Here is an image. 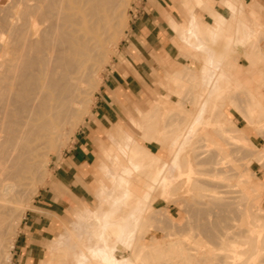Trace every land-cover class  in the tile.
Returning <instances> with one entry per match:
<instances>
[{
    "label": "rangeland",
    "instance_id": "rangeland-1",
    "mask_svg": "<svg viewBox=\"0 0 264 264\" xmlns=\"http://www.w3.org/2000/svg\"><path fill=\"white\" fill-rule=\"evenodd\" d=\"M37 1L39 3L36 0H0L2 67L6 59L10 66L16 62L13 56H18V46L29 38L27 32L33 27L31 15L36 6L39 5L40 14L43 8L46 10L42 0ZM181 1L175 0V5L169 6L174 9L175 20L187 18L186 24H182L171 38V57L155 58L159 71L151 69V73L144 77L146 82L136 76L137 83L129 77L128 58L136 48L129 44L128 32L140 0H125L123 17L126 26L117 24L116 30L120 31L116 37L119 39L109 36L113 32L112 27L103 36L102 48L91 61L92 67L96 68V76L90 75L88 81L87 77L85 79L84 89L87 91L82 95L85 109L81 118L74 127L65 124L55 139L38 150L40 155L36 157L37 166L32 172L19 167V174L13 178L18 180L13 191L19 194L17 197L12 191L14 196L11 197L18 199L7 204L4 216L0 218V264H102L92 256L102 250L104 222L109 218L115 222L126 220L135 198L146 193L143 212L132 219L134 228L129 252L121 245L116 250L117 254L128 253L131 264H264V0H221L220 4L219 0H198V6L195 0ZM224 1L233 2L237 9L225 19L214 44L216 56L221 52L223 40L234 35L237 18L244 19L254 35L244 49L226 55L217 69L216 72L223 70L227 77L221 83L224 90L218 96L212 95L203 122L195 135L187 140V147L181 155L182 172L171 184H165L164 171L161 176L157 174L164 168V162L169 164L171 161V142L190 124L198 105L206 102L208 94H200L199 83L206 55L193 50L181 34L189 35L190 30L186 33V29L193 11L197 15L199 35L206 44H210V28L216 24L219 11L226 13ZM177 34L184 43L182 52L176 45L179 41ZM10 49L12 53L8 52ZM170 61H174V66L166 69ZM9 64L3 70L0 68L4 72L7 67L0 75V79L3 77L7 82L15 73L10 72ZM5 82L6 88H14L12 81ZM9 89H0V94L5 97L4 93ZM99 97L102 100H98ZM19 100L14 103L20 109L24 104L27 106L25 101L22 104ZM8 105L5 106L10 110L14 104ZM135 105L139 108L135 109ZM24 106L19 109L23 115L27 111ZM7 108H0V112L7 111ZM138 109L143 111L138 113ZM127 111H130L128 117ZM5 113L0 114L4 119L0 124H4V132L13 133L14 139L12 137L10 142L11 134L6 132L5 135L0 131V139H4L0 151H11L12 156L10 152V156L5 153L12 158L15 141L19 145L22 141L25 146L17 149L22 150L20 154L26 151L27 154L34 146V137L31 139L26 135L33 125L26 115L23 119V115L17 114L16 118L13 113L11 121L2 118L7 116ZM20 118L24 123L29 122L27 126L24 123L23 127L20 125ZM131 118H135L134 125L130 123ZM14 119L25 132L21 133L23 138L30 141L22 138L18 143L22 136L16 135L19 131L14 130L13 122L17 125ZM117 121L122 125L121 134H117L116 129L107 134L106 130ZM81 130L89 132L87 138L93 153L84 184L87 190L85 199L69 200L68 205L55 216L53 228L41 233L44 238L30 236L25 226L27 218L34 213L46 215L47 211L41 207L45 198L61 195L57 182L58 167L63 164L76 133ZM4 136L8 137V143ZM18 152L15 156L19 155ZM18 158L22 159L20 155ZM3 162L0 172L7 164V161ZM0 176L2 179L1 173ZM17 180H13L14 184ZM114 181L118 183L116 188L113 187ZM8 182L12 181L3 180L2 184ZM125 188L129 191V199L121 208L108 212L110 206H116L124 199ZM107 232L114 237L118 232L116 224H111ZM29 246L35 248L31 255L27 251Z\"/></svg>",
    "mask_w": 264,
    "mask_h": 264
},
{
    "label": "bare ground",
    "instance_id": "bare-ground-1",
    "mask_svg": "<svg viewBox=\"0 0 264 264\" xmlns=\"http://www.w3.org/2000/svg\"><path fill=\"white\" fill-rule=\"evenodd\" d=\"M36 2L38 1L36 0ZM36 2L32 4H36ZM41 2L42 5L44 4L46 10L43 8V11L41 10L43 13L40 14L39 5L36 6L35 12L33 10L34 12V13L32 12L33 16L31 15V17H33V23H32L33 27L29 32H27L26 29L29 38L26 40V42H23L21 46L19 44L17 45L15 44L16 46L19 45L18 47L20 48L17 49L18 56L17 55L13 56V59L15 60L17 59L15 63L12 61L14 63L13 64L14 67H11L13 66L12 64L10 66L8 59H6L8 60L7 62L6 60H4L3 67L9 64L8 68L10 67L9 69L10 72L12 73L13 71L14 73L15 71L14 73L15 76L14 74L12 75L7 71L9 75L13 76L12 80L8 76L10 78V81L8 82L11 81L13 82V80L17 79L15 80L16 84L15 82H13L14 88L9 89L10 87L9 85L11 83H9L7 85L9 87L6 88V86L4 85L6 79L5 81H3V77L2 79H0L2 80L1 82H3L0 83L1 86L0 89L2 91L3 89L4 90L9 89L7 92L5 91V93L2 92L5 94L6 98L4 97V95L2 96V94H0L2 97H4L2 98L0 96L1 97L0 103H4L6 101L5 102L6 104L7 103H9V105L14 104L11 106L12 108H10V110H12L13 113L15 114L13 115V113L9 110V108L5 106L6 105L5 103H4L5 105L2 104L0 105H2L4 108H7L9 111L8 110L4 111L5 109L3 111L7 112L5 113L7 116H8V112H11L12 113L11 115L13 116L16 115L17 118L21 114L20 110L25 104L22 105L20 109L19 106H17V104H15L14 102L15 100H19V99H22L23 102L25 101L27 106L25 105L24 107H26L25 110L27 111L26 114L25 113L24 115L21 114V116L23 115L22 116L23 119L27 117V119H29V121L31 122L30 125H33L31 126V132L29 130L30 129L29 127H28L29 129H26V131L29 130V133L26 135L30 136L29 138L31 139L32 137H34L33 138L34 146L28 151L27 154H26L27 151L25 150L26 152L24 153L25 154L24 155L23 153L20 154L22 150H18L20 146H22V148L23 146H25V143L22 144L21 141V139L23 138L21 133L23 134L24 132L22 129L23 127L22 123H24V121L21 118H20L21 120L19 119L20 120L19 123H21L20 125H22V127H20V125L17 124L18 122L15 121L16 118L13 121H15L17 125H15L14 122H13L14 125L12 124L13 126H15L14 130L19 131V133H17L18 131H16L17 133L16 135L19 136L20 134L22 136V137L19 136V138L20 137L21 138L18 139L19 140L18 143H20L21 141L20 145L16 143L17 141L13 140L14 139V137L12 136L13 133L10 132L8 133V131H6L7 135L11 134L10 138L7 137L9 141L13 137L12 142L15 141L14 144H16L14 145L16 149L13 148V150H15L13 152L16 154L19 151L18 154L22 159H19L18 158L19 155L15 156V154L14 157L12 158L8 157L10 155L11 156L13 155L11 151H9L11 153L10 155H8L9 152L7 153L6 151H3L2 153V151H0V161H1L0 164L2 165V163H4L3 161L5 162L7 161L6 162L7 164H4L5 167L1 168L2 172H0L3 176L2 179L0 178V218H3L4 216V213L6 212L5 208L7 207V204L13 200L17 201L18 199L17 198L18 197L17 194H19L17 192L18 190L16 191L17 194L14 193L13 191L14 190L13 187H15V185H18L17 184L18 180L13 179L14 176H16L17 173L19 174V171L23 169L25 170L27 169L28 171L32 172L37 166L38 160H36V157L40 155L38 153V150H40V148H43L45 145H47L48 142H51V140L55 139L59 135V133H61L63 126L65 124H70L73 125L72 127H74L75 124H77V122L81 118L83 111L85 109V105H82L85 102L82 99L83 97L82 95L83 93H85V91H87L84 89V84H86L85 82L89 80L88 77H90V75L96 76V70H95L96 68L94 69V67H92L91 61L93 60L97 51L102 48L103 36L113 27V32H111L109 36L111 38H115L116 35H118L117 33L120 31V29L118 31L116 30L117 24L119 23L125 25V18L123 17L124 16L123 6L125 0H42ZM23 5H26V2L25 4L23 2ZM41 17L42 20L40 19ZM29 20H32V18ZM40 25H42L41 26L42 28H39ZM18 29L19 28H17V30ZM22 35H25V33H23ZM12 39L13 37H11V40ZM10 42L12 43V41ZM14 47L15 46L13 45V48ZM8 52H11V49ZM1 67L2 66L0 65V68ZM3 67L1 70H3ZM6 69L7 67L5 68V70ZM4 72L2 71L0 75H2V73ZM86 77L87 80L85 81ZM8 82L6 81L5 84H7ZM13 106H16V108H13ZM3 107H0L1 110L3 109ZM14 109L15 110L18 109V111L16 110V112H14ZM4 112L1 111L0 114L2 115L4 114ZM18 112L20 114H18ZM11 115L9 113L8 116L9 118H6L7 116L5 117V115H3L4 117L2 116V118L11 119L12 121ZM0 120L4 121V119L2 120L1 118ZM6 122L7 124H9L8 123L9 120H6ZM26 123H24V125H26ZM3 126L4 124H2L1 126L2 129H4L5 127ZM1 128L0 131L4 132L5 129L2 130ZM24 130H25V126H24ZM6 132H4L3 134L6 135ZM30 133H32V135L33 133L35 134L34 136H32ZM16 135L14 132V136ZM27 136H25L24 134V137ZM1 137H3V135ZM8 139H7V143H8ZM24 139L25 138H23L22 140ZM3 140L4 139H2L0 142L1 147H2V143H4ZM7 143L6 146L9 147ZM11 145L10 146L13 147V143ZM3 146L6 148L5 145ZM5 150H8V148H6ZM5 152L7 153L8 156L6 155ZM180 152L181 151H179L178 154H180ZM178 159H179V155L176 156L173 163L171 164V168H170L171 170L177 167ZM3 169L5 170L3 171ZM20 179H22V177L19 178V181H21ZM3 180H8L12 182L2 184ZM13 180H17L16 184H14L15 182ZM167 182L169 184L170 179H168ZM12 183L14 184V186ZM22 185L23 183L21 184V186ZM12 191L14 195H16L17 197L16 196L11 197L14 196L12 194ZM6 257L9 258L10 256L7 255Z\"/></svg>",
    "mask_w": 264,
    "mask_h": 264
},
{
    "label": "crops",
    "instance_id": "crops-1",
    "mask_svg": "<svg viewBox=\"0 0 264 264\" xmlns=\"http://www.w3.org/2000/svg\"><path fill=\"white\" fill-rule=\"evenodd\" d=\"M201 1L205 2L204 0ZM220 1L221 0H219V4ZM195 2L197 5L198 0H195ZM171 5H175V0H140V3L133 14L130 31L128 32V41L129 44L135 45L136 51L128 58L130 61L128 68L129 77H132L137 83H139V81L136 76H139L145 81L144 77L151 73V69H157V72L159 71L160 67L158 62L155 61V58L159 59L162 56H166L167 58L168 56L171 57L169 52V49L172 46L171 38H174V32L179 30L180 26L187 22L186 16L184 21L175 20L174 9L171 7L169 8ZM223 7L225 8L224 11H226V13L219 11L216 24L210 28V44H206L199 35L197 31V19L195 17L197 15L193 11L191 18L189 19V27L186 29V33L190 30L189 35L186 36L185 33L181 34V38L187 42L193 50L203 52L206 55L205 62L201 66L199 83L201 90L200 94L205 92H208V94H206V102L202 101L198 105V109L190 124L177 133L171 142V161L169 164L164 162V168L159 170L157 174L158 176H161V173L164 171L165 184H168V179H170L169 184H171L173 180L176 179V176L180 175L182 172L181 155L183 154V150L187 147V140L195 135L199 125L203 122V116L206 112L208 101L210 102L212 99V95L216 94L218 96L219 93L224 90L221 88V83L222 80L227 77L223 70L216 72L217 69L226 55H231L235 51L244 49L250 38L254 35L251 26L248 25L244 19L237 18L234 35L227 36L223 40L221 52L216 56L214 44L221 34L225 19L237 9L235 4L231 1H224ZM177 37L179 41L176 45L179 51L182 52L181 45H184V43L178 34ZM173 62L170 61L168 63L169 66L166 69L174 66ZM133 69L135 71H133ZM170 74L172 73H168V75ZM98 100H102L101 97H99ZM214 106L215 105H213V107ZM134 108L136 109L139 107L135 105ZM142 111L143 110L138 109V113ZM128 114H130V111L126 112L127 117ZM134 120L135 118L130 119L132 125H134ZM120 126L122 125L118 121L113 123L110 129L106 130L107 134L113 129H116L117 134H121ZM83 131L84 130H81L76 133L75 139L69 147V152L64 156L63 164L58 167L59 175L57 182L58 186L61 188V195L58 198H53L52 195L45 198V201H43L44 205H41V207L47 211L46 215L37 213L29 214L25 226L29 229L28 234L30 236H39V239L44 238V235H41V233L50 231V229L53 228L55 216L59 214V211L63 207L68 205L69 200L85 199L84 194L87 190L85 189L86 187L84 184L88 176L87 169L92 163L93 153L90 148L91 143L87 138L89 132ZM80 132H83V134H80ZM179 151H181L180 154H178ZM178 155L179 159L177 167L171 170V164ZM158 159L160 158L158 157ZM117 185L118 183L114 181L113 187L116 188ZM150 188H152V186H150ZM47 190L50 191V189ZM100 190L101 187L99 188V192ZM147 196L148 193L135 198L133 208H131L129 217L126 220L115 222L109 218L108 222H104L105 233L103 232L101 238L103 242L102 250L97 254H94L92 257L98 258L102 264H131L128 260V253L125 255L117 254L116 250L118 249V245H121L124 248H127L129 252L134 228L132 219L133 217L137 218L138 215L143 212ZM129 197V191L125 188L124 199L117 203L116 206H110L108 212H113L117 207L121 208L125 204V200L129 199ZM113 223L116 224L118 229V232L114 237L107 232V228ZM34 240H36V238H34ZM112 249H115V251L112 252ZM32 250H35V248L32 246H29V248L27 247V251H29L30 255L33 252Z\"/></svg>",
    "mask_w": 264,
    "mask_h": 264
}]
</instances>
